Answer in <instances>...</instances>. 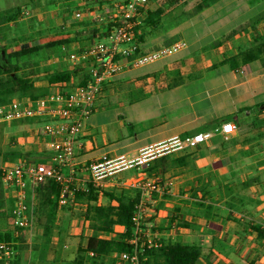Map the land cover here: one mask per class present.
<instances>
[{
  "label": "crops",
  "instance_id": "crops-1",
  "mask_svg": "<svg viewBox=\"0 0 264 264\" xmlns=\"http://www.w3.org/2000/svg\"><path fill=\"white\" fill-rule=\"evenodd\" d=\"M95 3H101L100 14ZM103 3L11 0L0 9V29L27 25L8 41H28L8 46V53L61 42L28 56L36 65L21 72L33 75L36 95L60 89L71 93L88 83L95 61L82 54L106 42L114 26L103 15ZM213 5L210 0H147L141 8L140 53L177 41L186 47L110 78L78 134L79 146L70 161L58 148L66 138V132H59V119L0 123L1 172L22 163H47L77 177L67 206L57 202L53 181L29 184L27 228L16 225L18 189L1 180L0 234L11 235L15 249L9 264H92V255L83 251L95 232L84 214L96 203L78 199L76 193L88 191L91 184L99 203L108 205L106 192L140 191L138 184L146 180L162 187L153 193L140 191L141 234L148 242L197 247L202 264H264V52L248 62L243 59L264 39V17L255 22H187L188 11L204 14ZM73 53L76 62L69 58ZM62 72L72 79L51 84L46 77ZM14 99L12 104L23 107L36 101L29 96ZM225 123L234 126L228 140L220 131ZM205 133L211 137L195 148L172 150L147 167L123 170L100 184L91 181L86 167L104 156L131 160L146 148ZM124 231L116 226L114 233L99 237L118 239ZM109 259L96 261L108 264Z\"/></svg>",
  "mask_w": 264,
  "mask_h": 264
},
{
  "label": "built area",
  "instance_id": "built-area-1",
  "mask_svg": "<svg viewBox=\"0 0 264 264\" xmlns=\"http://www.w3.org/2000/svg\"><path fill=\"white\" fill-rule=\"evenodd\" d=\"M104 17L113 22L106 42L97 43L86 49L83 57L92 58L95 66L90 70V80L85 86H79L71 93L63 89L49 93L47 96L34 101L33 105L23 107L18 104H10L0 107V123L13 120H24L35 117L49 116L61 121L60 131L66 132L64 142L58 144L67 160L74 157L79 146L78 134L86 120L92 114L96 102L100 100L105 91V83L113 76L132 69H137L168 56H171L186 47L184 41H177L172 45L158 50L140 53L137 41L139 26L143 23L141 8L147 0H103ZM77 18L81 13L76 14ZM70 60L76 62L78 55L70 54ZM221 133L228 140L234 132L231 123H225L221 127ZM211 137L210 133L196 134L185 138H174L168 143L146 148L138 157L127 160L124 157L111 159L108 156L101 161L90 165L87 170L91 181L95 184L112 177L123 170L134 167H147L156 158L165 155L172 150L183 148H195L198 144ZM2 181L18 189L16 225L19 228H27L31 220L27 215L28 207L25 203L26 188L29 184L38 186L48 181L59 185V205L67 206L70 195L73 193L74 178L65 176L57 166L47 163H22L13 168L2 170ZM139 183V182H138ZM142 194L158 192L162 187L157 181L146 180L138 184ZM138 214L135 218L136 232L140 231V212L142 203L138 206ZM136 240H134V243ZM15 254L13 243L0 240V262L12 258ZM116 264H138L137 255L122 254Z\"/></svg>",
  "mask_w": 264,
  "mask_h": 264
},
{
  "label": "trees",
  "instance_id": "trees-1",
  "mask_svg": "<svg viewBox=\"0 0 264 264\" xmlns=\"http://www.w3.org/2000/svg\"><path fill=\"white\" fill-rule=\"evenodd\" d=\"M60 44L61 42H54L45 46L27 47L12 53H8L6 49L5 55L10 65L5 66L3 70L0 69V107L9 105L17 97L29 96L34 100L42 97L35 93L33 75L21 72L22 69L26 68V65L22 64V66L18 62L42 48L54 47ZM263 52L264 39H261L256 47L245 53L244 62L253 60L257 54ZM46 77L51 84L68 82L72 79V75L68 72L47 74ZM1 180L2 172L0 171V185ZM54 184L56 183L54 182ZM56 185L58 188L56 200L58 202L60 188L58 184ZM133 193L129 189H122L120 192L115 190L106 192L105 195L110 200L108 205L99 203L95 188L91 184L88 186V191L76 193L78 199H86L96 203L90 205L84 214L85 221L89 222V227L95 232V235L88 241L87 249L83 251L92 255V264H98L96 260L105 257L115 258L111 264H116L121 255L125 253L132 256L136 254L138 264H202L201 251L197 247L182 243L165 242L164 240L150 243L146 235L141 234L140 231L136 232L135 218L138 214V206L141 203V192L134 190ZM1 194L0 186V196ZM116 226L125 228L123 233L117 234L118 239L99 237L101 233H114ZM140 229H142V226H140ZM0 240L12 242L11 235L7 233L0 234ZM134 240H136L135 243ZM10 262L6 260L4 264Z\"/></svg>",
  "mask_w": 264,
  "mask_h": 264
},
{
  "label": "rangeland",
  "instance_id": "rangeland-1",
  "mask_svg": "<svg viewBox=\"0 0 264 264\" xmlns=\"http://www.w3.org/2000/svg\"><path fill=\"white\" fill-rule=\"evenodd\" d=\"M10 1L11 0H0V9H4L5 7H7L10 4ZM259 1L260 3L258 2L256 3L253 0H212V1L210 0V2H212L214 5L208 12L204 14L202 13L196 15L195 12L188 11L189 17L187 22H215V20L216 22H255L264 17V0H259ZM98 2H100V0H98ZM95 4L99 6L101 3H95ZM98 6L95 7L96 14L99 13L98 11L101 10L100 6L98 10ZM26 27H27L26 24L22 25V23H16L14 25H8L2 27L0 29L1 30L0 31V69L1 70H3L5 66L10 65L5 55L7 52L6 49L8 50L9 48L8 46L18 47L22 45L23 42L28 41V40H24V41L20 40L19 42H10L8 41V39L12 38L13 36L18 37L17 34L25 30ZM32 55L33 54H31V56ZM31 59H33V57L22 58L19 60L18 64L26 65V67L28 68L33 67L36 65L35 64L36 60H31ZM82 77L83 74L82 75L80 74L78 79L80 80ZM74 87H76V85ZM17 99H20V97H17ZM15 101L16 100L13 99L10 104L14 103ZM65 176H70V177L72 176V178L74 179L77 178L75 174H71V173ZM134 190L137 189H130L129 191L133 193ZM113 259L115 258H110L108 264H111ZM4 263L5 260L2 261V264Z\"/></svg>",
  "mask_w": 264,
  "mask_h": 264
}]
</instances>
